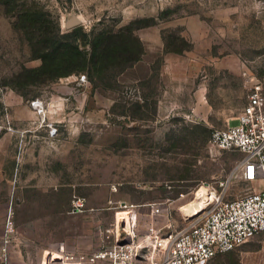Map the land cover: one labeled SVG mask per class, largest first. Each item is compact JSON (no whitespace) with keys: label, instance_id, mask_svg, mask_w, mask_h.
Listing matches in <instances>:
<instances>
[{"label":"rangeland","instance_id":"rangeland-1","mask_svg":"<svg viewBox=\"0 0 264 264\" xmlns=\"http://www.w3.org/2000/svg\"><path fill=\"white\" fill-rule=\"evenodd\" d=\"M103 33L123 39L102 73L52 77L53 54L41 69L60 36L91 52ZM251 78L264 81V0H0V237L12 220V246L57 244L113 226L119 201L164 203L181 228L201 185L232 178L228 198L245 195L242 155L210 135L236 124ZM262 262L256 240L213 264Z\"/></svg>","mask_w":264,"mask_h":264},{"label":"built area","instance_id":"built-area-1","mask_svg":"<svg viewBox=\"0 0 264 264\" xmlns=\"http://www.w3.org/2000/svg\"><path fill=\"white\" fill-rule=\"evenodd\" d=\"M85 76L77 81H85ZM248 100L236 118V124L215 129L210 144L220 150L242 155L237 162L239 179L253 186L252 190L228 198L232 178L213 187L201 185L194 193L200 208L188 224L174 228L169 208L164 204L134 205L117 202L114 224L99 226L97 235L101 248L91 255L64 254L52 262L85 264L88 261L106 264H213L219 257L258 240L262 245L264 264V81L249 80ZM36 108V104H34ZM143 208H149L146 214ZM88 211L85 198L75 197L70 213ZM144 214L150 219L142 223ZM160 218V222L159 221ZM16 229L12 220L7 224L1 258L8 261Z\"/></svg>","mask_w":264,"mask_h":264},{"label":"trees","instance_id":"trees-1","mask_svg":"<svg viewBox=\"0 0 264 264\" xmlns=\"http://www.w3.org/2000/svg\"><path fill=\"white\" fill-rule=\"evenodd\" d=\"M122 36L123 34L121 33L100 34L91 42V52H87L80 50L79 46L72 41H69L66 36L59 37V35L57 36L56 34L55 37L60 38L59 40H61V44L51 48L49 54H45L44 52L40 55V57L44 60V64L41 69L44 70L48 67L47 65H50L46 62V58L53 54L52 56H55L58 60H56L53 65L51 71L52 77H59L61 72H59L58 69L61 70L63 67L66 69L65 73L67 74L72 72L79 74L89 68L94 72L102 73L108 65L107 61L109 58L119 55V44L123 39ZM129 67L131 66L124 65L121 68V72Z\"/></svg>","mask_w":264,"mask_h":264},{"label":"crops","instance_id":"crops-1","mask_svg":"<svg viewBox=\"0 0 264 264\" xmlns=\"http://www.w3.org/2000/svg\"><path fill=\"white\" fill-rule=\"evenodd\" d=\"M25 127H20L17 132L21 135L22 140L25 138V134L28 133V130ZM36 129V128H35ZM24 141V140H23ZM71 210V205H70ZM99 225V224H98ZM97 223L94 224L93 229L85 230L83 226L81 230L76 234L74 238L69 237L68 239H63L57 244L48 242L45 245L38 246L35 242V239L30 240L25 235L21 233L20 239H23L27 242V245L31 246L30 248L22 249L17 246H12L9 253L8 261H3L1 258V248L3 244L4 237H0V264H60L58 262H52L51 257L54 254L58 256L64 254H83L91 255L95 251L101 248L100 240L97 236L98 230ZM100 226V225H99ZM92 227V226H91ZM48 231V229H47ZM50 231V229H49ZM21 231H19L20 233ZM32 239L33 237L30 236ZM22 249V250H21ZM85 264H106L104 262L88 261Z\"/></svg>","mask_w":264,"mask_h":264},{"label":"bare ground","instance_id":"bare-ground-1","mask_svg":"<svg viewBox=\"0 0 264 264\" xmlns=\"http://www.w3.org/2000/svg\"><path fill=\"white\" fill-rule=\"evenodd\" d=\"M36 108L38 109L39 113H42L44 111V107L41 104H36ZM200 194L201 192L198 194V197L195 201L191 202L190 204L184 207L183 212L185 213V215H183L186 219L192 218L198 213V210L200 208V202L198 201ZM54 257L57 258L58 255L54 254Z\"/></svg>","mask_w":264,"mask_h":264},{"label":"water","instance_id":"water-1","mask_svg":"<svg viewBox=\"0 0 264 264\" xmlns=\"http://www.w3.org/2000/svg\"><path fill=\"white\" fill-rule=\"evenodd\" d=\"M77 24H79V20L78 19H76V18H73V19H71L69 22H68V27H71V26H75V25H77Z\"/></svg>","mask_w":264,"mask_h":264}]
</instances>
